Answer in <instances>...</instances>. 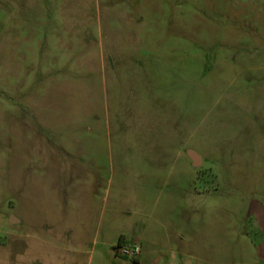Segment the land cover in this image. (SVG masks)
<instances>
[{
	"label": "rangeland",
	"instance_id": "374dc122",
	"mask_svg": "<svg viewBox=\"0 0 264 264\" xmlns=\"http://www.w3.org/2000/svg\"><path fill=\"white\" fill-rule=\"evenodd\" d=\"M178 136L202 158L186 177ZM141 161L192 216L137 261L98 227L111 164ZM257 209L264 0H0V264H264Z\"/></svg>",
	"mask_w": 264,
	"mask_h": 264
},
{
	"label": "crops",
	"instance_id": "0c3cea01",
	"mask_svg": "<svg viewBox=\"0 0 264 264\" xmlns=\"http://www.w3.org/2000/svg\"><path fill=\"white\" fill-rule=\"evenodd\" d=\"M175 132H185L175 125ZM137 132H130L129 136H134ZM146 135V132H141ZM180 138V136H178ZM173 147L174 162L171 168L176 177L187 175L186 170H193L202 164L201 156L188 144V136H183ZM58 151L65 152L62 148ZM51 152L55 150L51 148ZM194 153L197 156L196 164L193 160ZM161 163L132 162L128 164H111V176L105 184L106 204L109 209L103 210L101 221L98 227L102 233V243L110 248H116L119 239L122 242H133L143 246L144 242L152 248L157 244L171 245L170 240L159 239L156 235V227H175L177 219L182 226L191 225V212L188 219V211L192 208V195L187 192L178 194L177 188L172 187L164 198H150L148 192L162 178L161 170L165 169ZM178 170L180 172L178 173ZM151 191V190H150ZM127 192H132L135 196H130ZM260 218H264V211L257 209ZM264 220V219H263ZM19 222V221H18ZM154 229V230H153ZM160 229V228H158ZM170 232V231H169ZM168 233V232H167ZM144 247V246H143ZM60 260H65L64 256H57ZM140 261V254L134 259Z\"/></svg>",
	"mask_w": 264,
	"mask_h": 264
},
{
	"label": "built area",
	"instance_id": "2783aa9c",
	"mask_svg": "<svg viewBox=\"0 0 264 264\" xmlns=\"http://www.w3.org/2000/svg\"><path fill=\"white\" fill-rule=\"evenodd\" d=\"M116 250L121 254L128 258H136L140 252L141 248L138 243H130V242H121L116 246Z\"/></svg>",
	"mask_w": 264,
	"mask_h": 264
},
{
	"label": "water",
	"instance_id": "95a60500",
	"mask_svg": "<svg viewBox=\"0 0 264 264\" xmlns=\"http://www.w3.org/2000/svg\"><path fill=\"white\" fill-rule=\"evenodd\" d=\"M196 159H197V156H196V154L194 153V158H193V160L195 161V164L197 163L196 162ZM19 221V219L18 218H16L15 216H11L10 217V219H9V222L10 223H16V222H18Z\"/></svg>",
	"mask_w": 264,
	"mask_h": 264
},
{
	"label": "trees",
	"instance_id": "16d2710c",
	"mask_svg": "<svg viewBox=\"0 0 264 264\" xmlns=\"http://www.w3.org/2000/svg\"><path fill=\"white\" fill-rule=\"evenodd\" d=\"M121 242H122V239L120 238V239H119V242H118V244H117V245H119Z\"/></svg>",
	"mask_w": 264,
	"mask_h": 264
}]
</instances>
